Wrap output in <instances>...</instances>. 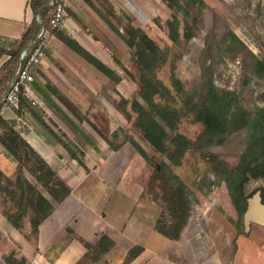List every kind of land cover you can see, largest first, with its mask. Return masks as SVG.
Returning a JSON list of instances; mask_svg holds the SVG:
<instances>
[{"label": "rangeland", "instance_id": "rangeland-1", "mask_svg": "<svg viewBox=\"0 0 264 264\" xmlns=\"http://www.w3.org/2000/svg\"><path fill=\"white\" fill-rule=\"evenodd\" d=\"M88 1L107 15L121 32L123 28L117 21L127 25L130 18L134 25H139L152 40L166 49L170 61L176 66V77L187 90L198 88L202 82V69L210 67L216 88L233 94L230 97L233 98L232 105L227 108L222 104L216 111L220 123L225 124L224 118L227 117L232 126H217L214 130L217 134L210 139L214 144L210 152L194 157L190 166L174 170L193 191L190 193L187 224L179 240H167L157 232L152 240L138 232L133 238L138 240L132 241L138 242L134 246H140L143 251L130 264H264V228L251 226L248 232L242 228L239 233L237 213L231 204L226 184L217 179L215 172L217 170L218 173L222 167L237 165L246 148V144H242L246 134L230 132L231 128L237 126L234 119L235 96L246 109L264 106V69L255 65L257 59L264 64V49L261 48L262 45L264 47V0H203V5L197 0H180V13L168 9L163 0H69L65 23L70 21L72 24L69 27L71 34L64 36L62 31L68 30L65 28L54 31L53 36L57 39H75L74 35L81 34L89 36L94 43L101 45L116 70L106 65L118 75L121 71L122 76L127 78L121 66L130 65L128 47ZM195 7L201 13L192 26L193 37L180 46L174 45L159 25L164 27L167 20L177 15L182 33L183 20H191ZM65 49L75 59L90 87L111 81L69 47ZM169 67L170 64L159 73L164 80H168ZM128 81L127 99H130L137 95L139 88ZM221 98L225 97L222 95ZM86 113L91 120L95 117L100 125H104L102 117H106L105 114L91 110ZM198 129L199 126L184 122L181 132L193 138ZM223 137L225 142L222 144L220 141ZM191 166L195 167L196 172L190 169ZM155 168L160 170L158 162L150 165L145 162L142 203L149 217L156 216L155 226L168 230L172 224L171 193L165 190L161 177L154 172ZM260 186L264 190V183L259 182L254 183L252 188ZM256 202V198L250 201L248 216L256 218L264 211V206H255ZM150 226L148 224L147 229ZM124 246L111 250L105 259L111 264H124L127 255H123ZM82 264L92 263L86 259Z\"/></svg>", "mask_w": 264, "mask_h": 264}, {"label": "trees", "instance_id": "trees-1", "mask_svg": "<svg viewBox=\"0 0 264 264\" xmlns=\"http://www.w3.org/2000/svg\"><path fill=\"white\" fill-rule=\"evenodd\" d=\"M163 1L168 9L176 13L182 11L180 0ZM197 2L200 5L204 4L203 0H197ZM89 5L130 51V65L121 66V70L128 80L137 84L139 89L136 96L130 99L122 98L118 103L126 126L111 133L106 117H102L104 125H100L95 117L91 120L87 113H82L58 89L49 85V90L80 122L89 123L110 149L116 151L129 143L147 164L159 163L160 170L155 168L154 172L161 177L165 190L171 193L172 224L168 230L158 225L155 228L165 238L177 241L187 224L191 203L190 193L193 191L174 170L190 166L194 157L210 152L214 146L210 139L217 134L214 132L217 126L222 128L232 126L233 123L227 117L224 118L225 124L220 123V116L216 115V111L222 104L229 108L233 102V98H230L233 94L216 88L210 67L202 69L200 86L191 91L187 90L175 75L176 66L170 61L168 51L152 40L139 25H134L130 18L127 25H121L122 23L117 21L123 28L121 32L107 15L96 9L91 2ZM197 8L195 7L191 14L190 21L186 18L183 20L182 33L177 15L172 20H167L164 27L159 25L174 45L180 46L182 42H188L193 37L192 26L201 13ZM47 12L48 9L42 10L40 21L34 19L22 34L18 47L9 51L13 61L10 66L0 72V85L3 86L13 79V71L18 64L20 53L23 50L33 49L41 28L48 25L43 22L48 15ZM60 39L110 80L115 83L121 81V77L115 71L92 55L75 39L71 37ZM261 48L264 49L263 45ZM169 64L170 74L168 80H164L159 73ZM255 65L264 69L263 62L258 59L255 60ZM222 95L225 98L222 99ZM226 97L229 99L227 100ZM23 105H25L24 102L19 108ZM234 119L237 126L231 128L230 132L245 133L247 137L244 136L242 144L245 143L246 148L240 155L237 165L222 167L219 168L218 173L217 170L215 172L217 179L226 184L231 204L237 213L236 225L240 233L248 199L258 193L261 204L264 206L263 188L261 186L252 188L254 183H264V106L246 109L241 106L239 98L235 96ZM39 120L44 124L41 119ZM184 122L200 127L193 138L181 132ZM220 142L223 144L225 137ZM0 143L16 161L14 180L0 175L4 182V184L0 182L2 214L7 224L17 230L23 228L24 219L30 215V236L36 241L39 226L54 211V205L43 195V192L56 203H60L70 195L71 188L21 135L6 123L1 115ZM70 154L73 159H77L83 165L75 153ZM190 169L196 172L194 166ZM28 175L35 184L28 179ZM153 200L156 199L153 198ZM80 241L87 248L85 258L91 263L98 261L115 245L114 241L106 235H102L95 245H89L82 239ZM142 251L140 246L132 247L124 259V264L133 262ZM0 260L2 264H26L25 260L17 259L14 255L4 256ZM83 261L77 264H82Z\"/></svg>", "mask_w": 264, "mask_h": 264}, {"label": "crops", "instance_id": "crops-1", "mask_svg": "<svg viewBox=\"0 0 264 264\" xmlns=\"http://www.w3.org/2000/svg\"><path fill=\"white\" fill-rule=\"evenodd\" d=\"M52 1L0 0V72L11 65L13 59L9 51L18 47L22 34L34 19L40 21L44 9H48V15L43 22L48 24ZM69 22L65 23L68 30L62 31L64 36L71 34ZM74 38L92 55L116 70L99 43H94L85 34L74 35ZM51 41V51L41 59L36 69V80L31 86L37 101L36 108L25 104L14 110L3 105L1 99L8 82L0 85V115L59 174L71 188V193L62 202L56 203L43 192L54 205V211L39 226L36 241L30 236V215L24 219L22 229L11 228L2 214L0 197V259L14 255L17 259L25 260L26 264H77L86 259L88 252L80 239L95 245L102 235L115 243L109 252L125 244V248H122L123 255H126L138 243L133 242L138 240L133 239L138 232L148 235V239L159 233L155 228L156 216L149 217L142 203L145 161L129 143L116 151L110 149L95 129L74 117L48 86L62 92L82 113L91 110L105 114L112 133L126 126L118 103L122 98L127 99L129 81L119 71L122 77L119 83L111 80L90 87L62 40L54 35ZM17 61L13 78L19 65ZM70 153H75L83 165ZM15 174L16 161L0 143V175L14 180ZM28 179L35 184L29 175ZM2 180L0 178L4 184ZM254 198L257 200L256 207L262 205L259 195L248 199L243 217L245 232L251 226L264 228V211L256 218L248 216L250 201ZM148 224L151 225L149 229ZM129 243H133V246H128ZM107 254L92 264H111L105 259Z\"/></svg>", "mask_w": 264, "mask_h": 264}, {"label": "built area", "instance_id": "built-area-1", "mask_svg": "<svg viewBox=\"0 0 264 264\" xmlns=\"http://www.w3.org/2000/svg\"><path fill=\"white\" fill-rule=\"evenodd\" d=\"M51 4L52 14L48 25L41 28L33 49L31 51L23 50L20 53L16 74L7 84L2 96L1 103L14 110H18L22 102L31 108H36L37 101L31 90V86L36 80V69L41 59L51 51L53 32L66 28V9L69 6V0H53Z\"/></svg>", "mask_w": 264, "mask_h": 264}]
</instances>
